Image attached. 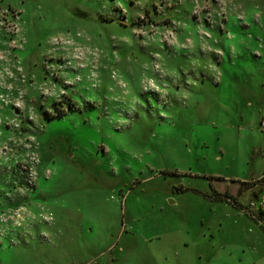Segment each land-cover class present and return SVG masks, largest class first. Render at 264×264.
Wrapping results in <instances>:
<instances>
[{"label": "rangeland", "instance_id": "374dc122", "mask_svg": "<svg viewBox=\"0 0 264 264\" xmlns=\"http://www.w3.org/2000/svg\"><path fill=\"white\" fill-rule=\"evenodd\" d=\"M261 6L0 0V264H264Z\"/></svg>", "mask_w": 264, "mask_h": 264}, {"label": "crops", "instance_id": "0c3cea01", "mask_svg": "<svg viewBox=\"0 0 264 264\" xmlns=\"http://www.w3.org/2000/svg\"><path fill=\"white\" fill-rule=\"evenodd\" d=\"M258 0H256V2H257ZM259 1H261V2H264V0H259ZM253 9V8H252ZM258 9V11H261V13H262V16L260 17V21L262 22V23H264V6H261V8H257ZM258 11H256L257 13H258ZM247 17H248V15H247ZM249 19H250V16H249ZM248 19V20H249ZM254 23V22H253ZM257 22H255V25H258V24H256ZM262 26V25H261ZM244 27H246L247 29H249L248 30V32H246V28H245V30L244 31H242L241 33L242 34H245V33H251V40H249V41H251V42H255V43H257V40H261L262 38L261 37H259L260 35H263L262 33H260V32H257L255 29H254V26H253V24L251 25V26H249V25H245ZM243 27V28H244ZM250 35V34H249ZM254 39H256V41H254ZM248 41V42H249ZM241 43H246V41H245V39H243V40H241ZM254 43V44H255ZM255 49H258L257 48V46L255 47ZM259 50V49H258ZM264 119V116H262V120ZM261 177V176H260ZM259 177V178H260ZM262 184H264V182H261ZM253 184V183H252ZM228 188H230V187H228ZM216 191H219V192H221V193H225V191L224 192H222L221 190H219L218 188H217V190ZM231 190L229 189V190H227L226 192H230ZM250 191V190H249ZM251 196L254 198V201H259V199L260 198H262L263 196H264V189L261 191V192H259V191H253V193H251ZM257 209L259 210V212H262V213H264V210L262 211V210H260V206H259V204L257 203ZM243 251H246V250H243Z\"/></svg>", "mask_w": 264, "mask_h": 264}, {"label": "trees", "instance_id": "16d2710c", "mask_svg": "<svg viewBox=\"0 0 264 264\" xmlns=\"http://www.w3.org/2000/svg\"><path fill=\"white\" fill-rule=\"evenodd\" d=\"M149 12V10H147V13ZM106 18V17H105ZM104 18V19H105ZM105 20H108V19H105ZM70 107H72V105H70ZM219 178V177H218ZM216 191V190H215ZM216 194L220 197V198H224V197H227V198H230V199H235L234 197H231V195H229V193L228 192H225V193H221V192H219V191H216ZM233 202H235V200L233 201Z\"/></svg>", "mask_w": 264, "mask_h": 264}, {"label": "built area", "instance_id": "2783aa9c", "mask_svg": "<svg viewBox=\"0 0 264 264\" xmlns=\"http://www.w3.org/2000/svg\"><path fill=\"white\" fill-rule=\"evenodd\" d=\"M261 125H262V128L264 129V119H263V121H262V123H261ZM257 203L259 204V206H260V210H264V196L262 197V198H260L259 199V201H254V204L257 206Z\"/></svg>", "mask_w": 264, "mask_h": 264}]
</instances>
